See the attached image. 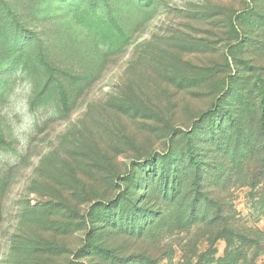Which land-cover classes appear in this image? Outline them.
I'll return each instance as SVG.
<instances>
[{"label": "rangeland", "instance_id": "374dc122", "mask_svg": "<svg viewBox=\"0 0 264 264\" xmlns=\"http://www.w3.org/2000/svg\"><path fill=\"white\" fill-rule=\"evenodd\" d=\"M254 3L0 0V264H264Z\"/></svg>", "mask_w": 264, "mask_h": 264}, {"label": "trees", "instance_id": "16d2710c", "mask_svg": "<svg viewBox=\"0 0 264 264\" xmlns=\"http://www.w3.org/2000/svg\"><path fill=\"white\" fill-rule=\"evenodd\" d=\"M251 8L252 10L255 7L254 0H251ZM258 73V71L256 70ZM254 88H255V93H256V98L258 100L257 104V110L260 113V130L264 139V79L260 75V72L254 76ZM190 159L193 161L192 163L194 165H198V162L193 159L192 155L190 156Z\"/></svg>", "mask_w": 264, "mask_h": 264}]
</instances>
